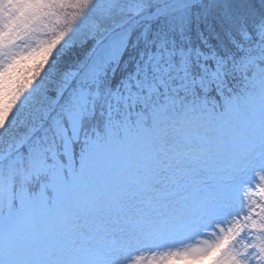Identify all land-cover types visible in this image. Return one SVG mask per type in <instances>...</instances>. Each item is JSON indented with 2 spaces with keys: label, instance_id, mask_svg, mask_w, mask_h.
I'll return each mask as SVG.
<instances>
[{
  "label": "snow or ice",
  "instance_id": "snow-or-ice-1",
  "mask_svg": "<svg viewBox=\"0 0 264 264\" xmlns=\"http://www.w3.org/2000/svg\"><path fill=\"white\" fill-rule=\"evenodd\" d=\"M0 264H264V0H0Z\"/></svg>",
  "mask_w": 264,
  "mask_h": 264
}]
</instances>
